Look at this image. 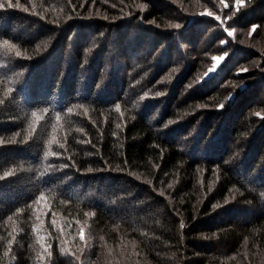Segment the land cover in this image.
I'll return each instance as SVG.
<instances>
[{
    "label": "trees",
    "instance_id": "obj_1",
    "mask_svg": "<svg viewBox=\"0 0 264 264\" xmlns=\"http://www.w3.org/2000/svg\"><path fill=\"white\" fill-rule=\"evenodd\" d=\"M0 264H264V0H0Z\"/></svg>",
    "mask_w": 264,
    "mask_h": 264
},
{
    "label": "snow or ice",
    "instance_id": "obj_2",
    "mask_svg": "<svg viewBox=\"0 0 264 264\" xmlns=\"http://www.w3.org/2000/svg\"><path fill=\"white\" fill-rule=\"evenodd\" d=\"M235 5H236V9L239 10V7L243 5V0H235ZM175 27H179V25H176ZM252 31H253V32L255 31V26H253ZM228 35L231 36V35H233V33H232V32H229ZM5 44H7V41H5ZM17 55H19V53H17ZM223 59H224V57H221V56L213 57V60H215V61H217V62H219V61H221V60H223ZM214 67H215V65H214ZM209 71L211 72L212 70H209ZM221 107H222V105H221ZM117 111H119V106H117ZM32 115H33V116H36V113L33 112ZM257 115H259V114H257ZM54 140H55V138H53L52 141H49V143H50V144L53 143ZM51 155H53V153L51 152V150H49L48 152L45 153V156H46V157H47V156H51ZM80 239H81V240L84 239V232H83V229H81V232H80Z\"/></svg>",
    "mask_w": 264,
    "mask_h": 264
},
{
    "label": "rangeland",
    "instance_id": "obj_3",
    "mask_svg": "<svg viewBox=\"0 0 264 264\" xmlns=\"http://www.w3.org/2000/svg\"><path fill=\"white\" fill-rule=\"evenodd\" d=\"M251 28H250V30H251ZM216 56L225 57L226 54L225 53H221V54L215 55L214 57H216ZM222 61L223 60L217 62V61L213 60V62L211 63V66H209V68L207 70V73H206L205 77H208V76L212 75L218 69V67H219V65L221 64ZM214 65H215V67H214ZM209 70H212V71L210 72Z\"/></svg>",
    "mask_w": 264,
    "mask_h": 264
}]
</instances>
